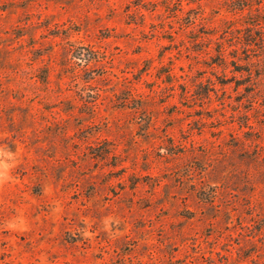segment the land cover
I'll return each mask as SVG.
<instances>
[{
  "label": "rangeland",
  "instance_id": "rangeland-1",
  "mask_svg": "<svg viewBox=\"0 0 264 264\" xmlns=\"http://www.w3.org/2000/svg\"><path fill=\"white\" fill-rule=\"evenodd\" d=\"M0 264H264V0H0Z\"/></svg>",
  "mask_w": 264,
  "mask_h": 264
},
{
  "label": "trees",
  "instance_id": "trees-1",
  "mask_svg": "<svg viewBox=\"0 0 264 264\" xmlns=\"http://www.w3.org/2000/svg\"><path fill=\"white\" fill-rule=\"evenodd\" d=\"M103 55H97V56H95V57H93V59L92 58H90V57H86V56H84V57H82V56H80V58H82V60H85V61H93V60H97V61H103L104 59V57H102ZM96 102V101H95Z\"/></svg>",
  "mask_w": 264,
  "mask_h": 264
}]
</instances>
